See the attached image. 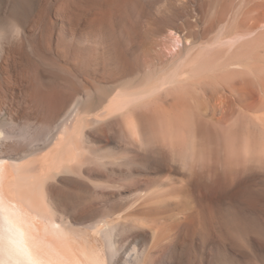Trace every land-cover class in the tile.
Wrapping results in <instances>:
<instances>
[{
  "label": "rangeland",
  "instance_id": "obj_1",
  "mask_svg": "<svg viewBox=\"0 0 264 264\" xmlns=\"http://www.w3.org/2000/svg\"><path fill=\"white\" fill-rule=\"evenodd\" d=\"M233 1L0 0V19H3L4 15V19L7 18L8 12H13V14H16L15 20L17 24L19 23L18 27L16 28L11 27L12 31L9 30L11 24L8 23V30L11 31L10 34L6 33L7 35L5 37L0 36V40L2 41H0V48L3 49H0V55L2 54L0 56V63L2 65L4 63L3 66H5V71H3V74L5 73V77L7 76L6 78L3 77L4 79H6L4 83V92L7 93L5 94L7 96H3L4 109L2 111L4 112L0 114V124L2 123V126L6 130L11 129L9 131L7 130L8 132H12V137L8 139V144L4 147L3 155L5 156L2 155L3 157L0 158V164H10V162H12L13 160L12 157H18V161L21 160V162L32 160L33 166L37 167L35 168L36 171H41V161H43L45 158L48 159L52 157V144L48 146L49 142H47L49 138L52 139V131H50V133L47 131L49 130V124L52 123V109L50 110V108H52V104L61 105L64 102L65 104L63 103L64 105L62 104V106L67 109L72 107L77 100L79 102L78 105L80 108L79 121L84 124L86 120H89L88 123L86 121L87 126L85 127L86 136L83 140L84 143L81 142L82 146L85 148V151L82 155L83 158L81 157L78 163V159L72 153H69V158L65 161H67L66 164H68L70 166L69 168H71L73 171L71 170L72 172H60L56 175V177L54 175L55 178H53L52 176L49 179L50 181L48 180L47 182L50 201H52V208L55 212L57 210V214H54L55 212L48 213L46 215V217H48L46 219L48 220L40 218V220L36 219V221L33 220V223H29V221H25L26 219L23 217H16V213H10L7 207H4V202L0 200V210H2L3 212L9 211L10 215L12 216L10 217L12 219L14 217V220L16 222L18 221L23 226L25 225L27 233L29 231V238L31 241L35 242L34 239L36 238V241L39 240V243H41V240H43V238L41 237H44V239L46 237L47 240H43L41 246L44 249L46 248L45 251L50 256H55L53 258L55 262H57V259H60L61 261H58V263L60 262L61 264H64L63 262L65 260L64 258L62 259V255L66 254L67 251L69 252V250L66 249L67 247L69 249V246L67 245L68 243L66 241L67 237L65 236V232L63 231L64 233H62L60 232V230H57L55 228L58 225L59 229H65V231L67 232L66 225L68 226L69 223H65L66 225H64L62 218L60 220L61 216L64 217L70 215V218L71 216L72 218L75 216L73 218L75 222V225H73V228L75 227L74 229H82V227L85 228L88 225L95 223L96 221L100 222L117 220L123 216L126 217L127 214L129 217V215H131V212L136 209V201H139V199L137 198H140V200H142L144 196L142 197L141 195L143 194L146 196L147 192H149V196H156L159 199L163 198V194H170L171 197L168 195V197H164L166 198L165 201L163 200L161 202L163 213L162 216H160V221L162 227H164L163 229H165L163 230V235L169 229L171 230H169L168 233H165V238H163L164 236L162 237V240L164 239L163 241L165 242H160L159 239L158 244L160 245H158L157 243L155 244V242L153 244L151 243L153 238H151V236L148 237L147 234L143 231V228L147 229L148 227V229H150L148 223H153L150 222L153 220L152 217L146 218V216L144 215L145 217L143 216L142 220H140L141 216H133V219L129 218L131 228L127 227L126 231L125 229L121 230V228H119V230H115L114 234V240L116 241L115 244L117 246V249L119 248L118 253L120 256L122 255L123 259H125L124 257L128 255L129 251L134 250L135 246H137L138 244L141 245V243H145V245L147 244L149 247L157 245L160 247L157 248V246V249L154 250L152 247L149 254V256L151 255L150 258H148L149 256L146 257L144 262H147H143V264H262L261 262L264 261V175L254 173L252 175L253 181L249 182L248 186L245 188L247 192H242L241 190V193L233 194V196L232 192L230 191L225 194V191L228 188L227 186L229 184H227L226 187L225 185L223 187L218 184V181H216L218 180V177L210 170L215 166L214 161H216L215 155L217 151L219 150L220 155L225 154V134L222 129L224 127L219 128L218 125L215 126L211 122H206L205 127L207 130L212 129L214 131H218L217 133H212L210 135H202V133L199 132L197 133L196 138H192L191 143L192 145H194V154H192L193 166H189L190 168H188V165L184 164V162H182V160L173 152L167 150L168 148H166V146H164L162 142H155V140L152 139L153 136L149 132L148 126L145 127V133L140 141L131 142L127 137H124L126 135L119 118L120 115H105L107 114L106 108L111 106L113 100H115L117 97L121 98L126 97L130 94H135L140 89V87L143 86V84L145 85V83H147L146 81L152 78L153 75L150 74H157L156 76L154 75L153 78L160 75V72L162 71L160 69L162 68V64L164 65V69H162L165 70L169 68L173 63H176L178 60L192 56L197 58L199 57L201 59H215L217 56V59L223 60L224 57L225 59H232L240 51L244 50L250 41L254 40L259 41V43L261 44L259 51L264 53V0ZM228 5H230L231 7ZM25 9L27 10L25 11ZM65 9L71 10L70 12L73 17L71 19L72 24L71 21L69 22V24H65V29L62 32L58 14ZM78 10H80L81 12H78ZM15 14L13 15L14 17ZM21 14L24 16H21ZM76 15H78V17ZM98 16H100V20H98ZM104 16L106 17L104 18ZM93 17H95L96 20L100 22L97 23V21H95L94 25L89 24V21L85 22V19L94 20L92 19ZM17 19H20L22 21H17ZM74 21L75 25L73 24ZM79 21L81 23H79ZM77 24L79 26H77ZM94 28L98 29L95 30ZM13 29L17 31H13ZM80 29L83 32H87L88 34H90L91 31L93 34L95 31L101 36L103 41L101 49L103 50L100 49V53H98L97 51L95 53V48L93 46L88 45V47L87 44L81 43L80 40L75 38L74 33L79 34L80 32H82ZM102 51V55L106 56L107 58L101 56ZM6 53L8 55H6ZM93 56H96L98 59H96V57L94 58ZM146 56H148V58ZM101 57L102 60L104 59V62H102ZM150 57H152V59L155 61H153V64L148 65V63L146 62L151 59ZM3 59L6 63L3 61ZM94 59H96L97 61ZM93 60L96 62V65ZM99 62L102 63L100 64ZM144 62L147 66L144 64ZM98 63L100 66L98 65ZM262 63L264 64V61H262ZM143 64L146 67L143 66ZM231 65H233V70H235L234 67L237 66L233 63ZM231 65H229L230 68ZM155 67H157V69H155ZM133 68L135 69L133 70ZM151 69L152 71L149 72ZM158 69L161 71L158 72ZM236 69L239 70L238 68ZM137 70L138 72L141 71V73L136 72ZM146 72H148V74L145 75ZM233 79L234 80L230 81L231 84L223 82L221 85H219L218 89L221 90V92H219L222 97L221 99H225L226 101H228V104L232 106L233 102L231 104V100H233V96H230V92L234 84V87L237 89L246 87L253 92V97L251 98V100H249L250 102L261 101L260 99L263 98V91L261 90L260 86L255 83V80L251 75H248L247 77L238 75ZM17 81L19 83H17ZM6 82L14 84L10 85ZM30 82H32L34 85H31L33 87L30 86L31 91H35L36 89H38L36 91H39L40 89L39 93L36 91L35 92L37 93V95H39V98H42L43 94L44 99L40 98L41 100H38L39 102H36L34 99L30 98V94L34 93V91L32 93L29 92L30 94L28 93L30 89L28 85L31 84ZM230 85L232 86L229 87ZM25 86L28 88L26 89ZM25 90H28V94ZM120 90H122V95L116 96L117 92ZM23 91H25L26 94L23 93ZM20 92L23 94H21ZM19 94L25 95V98H22V96ZM27 96L28 98H26ZM23 99L24 101L26 99H32L33 102L31 100H29V102H24ZM45 99L47 103L46 101H44ZM53 99H56L57 101ZM58 100H60V103H62L60 104ZM41 103L44 104L42 105L43 107L41 106ZM9 104L11 105L9 106ZM222 110L219 112L218 118H222ZM99 112L104 114L105 117L103 116L102 119L105 118V120L95 123L92 120ZM38 114L43 116H40ZM42 118L43 121L47 120V123H45L48 126L45 125V123L42 121ZM90 120L92 121L91 123ZM37 123H39L38 126ZM91 124H93V126ZM95 124L100 125L96 126ZM29 126L31 127V129ZM33 126L37 127L34 128ZM32 127L36 132H43L44 128H46L44 130V132H46L45 134L41 132L37 133L39 134V136H42L41 138L39 136L35 137V135L37 136V134L36 132H33L34 129ZM29 129L33 130L30 131ZM26 132L30 133L27 134ZM46 134H48L49 136L47 137ZM216 135L218 138L216 137ZM31 136L32 138H37V140H35L34 138L32 139ZM44 136H46L47 138ZM27 137L29 138V140ZM26 138L28 141L26 140ZM30 138L31 140H33V143L31 142ZM213 138L217 140L219 139L221 142V146H218L217 148V145L214 142ZM211 140L213 141V143ZM45 142L47 143L45 144ZM146 142L148 143L146 144ZM41 143H43V145ZM141 143L145 147L143 145L140 146ZM151 144H153V146ZM208 144H210V146ZM13 148L16 150L13 151ZM25 151L27 153L30 151L31 152L27 154ZM209 153L210 155H207ZM24 154H27V156ZM201 154L203 155V158ZM199 155L201 157V160L199 158ZM119 158H121V160ZM194 161L197 163L195 164ZM208 162H210V164ZM97 163H99L100 165ZM207 163L209 164V166H207ZM183 165L186 167H184ZM221 168H223L222 165H218V170H220V172L224 175V170H221ZM176 170L178 173H176ZM221 173L220 175H222ZM189 174H191L192 176ZM180 175L182 176L181 178ZM195 176L198 177L197 183L196 187L192 188L189 186L190 184L187 183H189L191 177ZM178 179L181 180L178 181ZM198 180H200V182ZM182 183H184V185ZM218 185H220V187ZM173 189L174 191H179L174 192ZM255 189L259 190L256 191ZM192 190L195 191H193L194 195L192 194ZM228 190L232 191L233 188H228L227 191ZM155 191L157 194L155 193ZM171 192H173L174 195H172ZM199 192L200 194H198ZM196 193L197 195H195ZM190 194L191 196H189ZM140 196L142 197V199ZM195 197L200 198L201 202L198 201L199 199H195ZM168 198L171 199L169 201L173 203H177L178 200H186L187 210H185L184 213L180 212V216H178V211H175V209L170 206L171 202L168 201ZM193 198L195 201H197L195 202ZM202 200L206 203H204ZM201 204L203 206L205 204L207 205H205L203 208ZM198 205L201 207H199ZM168 206L170 208H168ZM201 208L203 209L202 211ZM232 208H235L233 212L230 210ZM2 211H0V213H2ZM58 211L64 212L58 215ZM172 211L174 212L172 213ZM168 212L170 215L168 214ZM234 212H236L237 214H235ZM173 214L174 216L177 215L180 220L178 221L179 218L177 216L176 217L178 219L176 217L174 218ZM229 214H235V219L237 220L238 217L240 218L238 219L239 221H241L242 219V223H240L244 225L245 228H251V231L253 232L251 246H249V244L248 246H246L247 244H244V242L240 239V236L233 237L229 235V229L227 227L225 228V226L229 224V222L227 221H229V218H231V216H229L228 218ZM167 215H169V217ZM20 218L23 219L22 222L20 221ZM162 219H164L165 221H162ZM145 220L147 223H145ZM142 221H144V225L147 226L141 228L142 226H139V223H141ZM166 221L169 223L168 225ZM196 221L198 222V224ZM244 221L245 223H243ZM36 222L37 224H35ZM25 223H28L29 225ZM55 223L56 226L54 227L53 225ZM164 223H166L167 228H165L166 225ZM184 223H186V226L184 225ZM188 223H190V226ZM202 223H204L206 226H204ZM217 223L220 227L217 226ZM38 224L40 227L38 226ZM202 226L205 228H203ZM208 226L210 229L208 228ZM227 226L229 227V225ZM33 227H35V229H33ZM36 228H38V230ZM199 228L200 230L196 231V229ZM205 229L207 230L206 232ZM30 230L33 232H31ZM36 230L39 234L36 232ZM203 231L205 233H203ZM220 231L224 235H222ZM139 234L142 235L140 236ZM36 235L38 236L34 237ZM219 235L220 238L221 236L223 238L224 236H227L229 240L225 241L223 238H221L220 240ZM185 236H187V238H185ZM147 238L149 240L151 239L150 243ZM166 238H168V240H165ZM210 239H214L215 241H212ZM217 239L218 241H216ZM231 240L235 242H231ZM259 241L261 242V245L259 244ZM48 242L50 243V245ZM147 242L151 245H149ZM241 244L245 245V248L242 247ZM57 245H60L59 248L61 249H59ZM140 245H138L137 247H139ZM64 246L67 247L64 248ZM57 249H59V251ZM63 249L67 251L64 253ZM245 250L248 251L246 252ZM56 251L58 254L56 253ZM61 251L63 254H61ZM251 251H255L257 254H254L255 252L253 253ZM55 254L61 255L57 257V255ZM260 255L262 257H260ZM256 258L259 260H257Z\"/></svg>",
  "mask_w": 264,
  "mask_h": 264
},
{
  "label": "bare ground",
  "instance_id": "obj_2",
  "mask_svg": "<svg viewBox=\"0 0 264 264\" xmlns=\"http://www.w3.org/2000/svg\"><path fill=\"white\" fill-rule=\"evenodd\" d=\"M231 1H233V0H231ZM228 6H230V5H228ZM70 8H71V6H70ZM29 9H31V8H29ZM26 10L27 9H25V11ZM70 11L71 10L65 9L64 11H61L58 14V16L60 18L59 21L61 23V31L62 32L65 29L64 28V25L67 24V23L69 24V22L71 21V19L73 17ZM78 12H81V11L78 10ZM109 13H111V12H109ZM12 14H13V12H11V13L8 12V17L6 15L7 18L4 19V16H5L4 15L3 16V19H0V36H2V37H5L7 34H10V32L12 31L11 30V27L16 28L19 25V23L17 24V22L15 20L16 14L14 13L15 14V17L13 16L14 14L13 15ZM85 14H84V16H85ZM73 15H75V14H73ZM21 16H24V15L21 14ZM76 16L78 17V15H76ZM105 17L106 16H104V18ZM98 18H99L98 20H100V16H98ZM263 18H264V16H263ZM80 19H82V18H80ZM92 19H94V20H91V19L90 20L89 19L87 20V19H85V22L86 21H89L88 23L89 24H92V25L95 24V21H97V23L100 22V21L96 20L95 17H93ZM19 20L20 19H17V21H19ZM20 21H22V20H20ZM8 23L11 24V26L9 28V30H11V31L8 30V27H9L8 26ZM24 23H26V22H24ZM79 23H81V22L79 21ZM23 24H21V25H23ZM71 24H72V21H71ZM73 24L75 25V21H74ZM77 26H79V25L77 24ZM98 28H96V29H98ZM14 30L15 29H13V31ZM88 30H89V28H88ZM7 31H9V32H7ZM15 31H17V30H15ZM17 33H15V34H17ZM12 34H13V32H12ZM74 34H75L74 35L75 38L78 39V40H80L81 43L87 44V46L88 45L93 46L95 48V51H94L95 53H96V51L98 53H100V51L103 50V49H101L102 48V42H103L102 41V38L95 31H94L93 34H92V31L90 32V34H88L87 32H83V31L80 32L79 34H77V33H74ZM13 38H15V37H13ZM6 43H7V41H6ZM260 45L261 44L259 43L258 40L250 41L248 43L247 47L244 50L240 51L232 59H230V58H226L225 59V57H224L225 60L224 59L223 60L222 59H217L218 56L215 59L214 58H207V59L202 58L201 59L199 57L197 58V57H193V56L192 57H188L187 56L188 58H182V59L178 60L176 63H173L171 66L169 65L170 67L167 68V69H165V70H163L164 69V65L162 64V68L163 69L162 68H160V69L163 72L158 69V72L159 71L162 72V73L160 72V75H158L157 77H154L153 78V76L155 74H150V75H153L152 78H150L148 80L149 82L146 81L147 83H145V85L142 83L143 86H141L140 89L135 94H130V95L126 96V97H121V98L117 97L115 100H113L112 105L109 106L108 108H106L107 109L106 110V113L107 114H105V115H107V116L108 115L109 116L110 115H114V114L115 115H118V114L120 115L119 118H120V121L122 123V127H123V130H124V133L126 135L124 137H127L131 142L140 141L142 139L144 133H145V127L148 126V130L151 133V135L153 136L152 139L155 140V142L156 141L162 142L163 145L166 146V148H168L167 150H169V151L173 152L175 155H177L182 160V162H184V164L188 165V168H190L191 166H193L192 165V154H194L193 153V146L194 145H192V143H191L192 138H194V137L196 138L197 133H199V132L202 133V135H204V134L205 135H210L212 133H217V131H218V130L214 131L212 129L211 130H207L206 127H205L206 122H211L215 126L218 125L219 128L220 127L221 128L224 127L222 129H223L224 134H225L224 135V142L226 143L225 144V154L224 155H220L219 150L217 151V153L215 155V160L216 161H214L215 166L213 168H211L210 170H211V172H213L218 177V180H216V181H218V184H220L223 187H224V185L226 187V185L229 184L230 187H229V185L227 187L228 188H233L232 191L231 190H228L227 191L228 188L227 189L224 188V189H226V191H225L226 193L225 194H227V192L230 191V192H232V196H233V194H237V193L239 194V193H241L240 192L241 190H242V192H245L246 191L245 188L248 186V183L251 182V181H253L252 180V175L254 173H259V174L264 175V66H263L264 64L262 63V61H264V53H262V52L259 51ZM0 47H1V44H0ZM77 47H79V46H77ZM0 49L3 50L2 48H0ZM149 53H150V51H149ZM102 54H103V51L101 53V56H103ZM6 55H8V54L6 53ZM123 55H124V53H123ZM103 57H106V56H103ZM146 57L148 58V56H146ZM150 58L151 59L146 62V63H148V65L149 64H153V61H155V60L152 59V57H150ZM5 59H7V58H5ZM96 59H98V58L96 57ZM96 59H94V60H96ZM94 60H93V62H95ZM101 60H102V57H101ZM103 60H102V62H104ZM3 61H4V59H3ZM116 62H118V61H116ZM231 62L234 65L237 66V67H234L235 70H233V65H231L232 64ZM99 63H98V65H99ZM144 64H145V62H144ZM144 64H143V66L146 65V64L145 65ZM3 65H4V63H3ZM3 65L0 63V77H1V79H0V114L2 112H4V111H2L4 109L3 108V106H4V104H3V102H4L3 101V96L4 97L7 96V95H5L7 93L4 92V87H5L4 86V83H5V80H6L4 78H6L7 76L5 77V75H4L5 73L3 74V71H5V69H4L5 66H3ZM95 65H96V62H95ZM141 65H142V63H141ZM229 65H231V68L232 69L230 68ZM150 66H153V65H150ZM154 66H155V64H154ZM236 68H238L239 70H237ZM134 69L135 68H133V70ZM152 69L149 72H151ZM155 69H157V67H155ZM53 70H54V68H53ZM136 72H138V70ZM138 73H141V71H139ZM2 74H3V76H2ZM146 74H148V72H146L145 75ZM238 75L245 76V77H247L248 75L249 76L251 75L254 78L255 83L258 84V86H260L261 90L263 91V94H262L263 95V98L260 99L261 100L260 102H254V101L250 102L249 100H251V98L253 97V92L251 90L247 89L246 87H243L241 89L240 88L237 89V88L234 87L235 86L234 84H233V86L232 85L229 86V87L232 86V89H231V92H230V96L231 95L233 96V100H231V104L233 102L232 106H230V104H228V101H226L225 99H221L222 97H221V95L219 93V92H221V90L218 89L219 85H221L223 82H225L227 84H231L230 81L234 80L233 78H235ZM10 76H11V74H10ZM25 77H26V75H25ZM143 77H145V76H143ZM89 79H91V78H89ZM142 82H145V81H142ZM6 83H9V82H6ZM17 83H19V82L17 81ZM30 83L31 84H29L28 87H30L31 85H33L32 82H30ZM13 84H10V85H13ZM140 84H141V82H140ZM136 85H137V83H136ZM33 86H31V87H33ZM28 87H26V89ZM31 87H30L29 91L28 90H25L26 93H27V91H28V93L29 92L32 93L34 91L33 89H32L33 91H31ZM36 90H38V89H36ZM25 91H23V93H25ZM35 91H34V93H36V92L39 93L40 89H39V91H36V92ZM23 93H21V94H23ZM34 93H32V94L29 93V94H30V98L34 99L36 102L38 100L44 99L43 98V96H44L43 94H42V98L40 97L41 98L40 99L39 98V95H37V93L36 94H34ZM21 94H19V95H21ZM45 95H46V93H45ZM119 95H122V90H120V91L117 92L116 96H119ZM21 96L23 98L25 95H21ZM40 96H41V94H40ZM26 98H28V96ZM223 98H224V96H223ZM32 99H29V100L32 101ZM60 99H61V97H60ZM29 100L26 99L25 101H28L29 102ZM53 100H56V99H53ZM23 101H24V99H23ZM44 101H46V99ZM58 101L60 103V100H58ZM42 103H41V106L44 105ZM46 103H47V101H46ZM78 103L79 102L76 100L75 104L72 107L67 108V109L64 106H62V104L61 105H58V104H52L51 103L52 104V108H50V110L52 109V112H51V114H52V120H51V122L52 123L49 124V126H48V125H46V123H47L46 121L47 120L46 121L45 120L43 121V118H42V121L44 123L46 122L45 125L49 127V130H47V131L49 133H50V131H52V139H50V138L48 140L46 139L47 142H49L48 143V146L52 144V157L51 158H48V159L45 158L43 161H41V171L40 172L36 171L35 168H37V167L36 166H33V161L32 160L26 161V162H23V161L21 162V160L18 161V159H17L18 157L15 158V157H12L11 156L13 158V160H12V162L9 161L10 164H7V165L4 164V163L3 164H0V200H2L4 202V204H5L4 207H7V209L10 211V213H12V212L14 214L16 213V217H18V218L19 217H21V218L23 217V218L26 219L25 221L28 220L29 223H31V222L33 223V220H35V221H36V219H39L40 220V218L41 219H44V220H48V219H46V218H48V217H46V215L48 213L55 212L54 209L52 208V203H51L52 201H50V194H49V190H48L49 188L47 187V182H48V180L52 176H53V178H55L56 175L58 173H60V172H63V171L65 172V171H71L72 170L71 168H69L70 166L68 164H66L67 161H65L66 159L69 158V155H68L69 153H72L78 159L77 162L79 163V159L82 157V155H83V153L85 151L84 150L85 148L82 146L81 142L84 143L83 140H84V137L86 136V133H85V129L86 128L85 127L87 126V123L89 122V120H86L87 123L85 121L84 124L79 121L80 108H79ZM10 105L11 104H9V106ZM222 108H223V110H222ZM221 110H222V118H218V114H219V112ZM101 112H99L95 116V118H93V120H92L93 122L98 123V122H100L102 120H105V118L102 119V117L104 116V114H102L103 112L102 113ZM38 115H40V114H38ZM40 116H43V115H40ZM92 121L90 120V123ZM14 122H13V124H14ZM39 123H37V126H38ZM91 125L93 126V124H91ZM97 125H100V124H97ZM37 126H33V127L35 128ZM43 128H42V130H43ZM30 129H31V127H30ZM45 129L46 128H44V130ZM7 130L2 126V123H1L0 124V158H2L3 156H5V155H3L4 154L3 153L4 152V147L8 144V139H10L12 137V135H11L12 132L11 133L8 132L11 129H9L8 131ZM32 130H30V131H32ZM44 130H43V132H41V131L40 132L43 133V134H45L46 131L44 132ZM33 132L34 133L36 132L35 129H34ZM40 132L37 131L36 134L37 133H40ZM19 133H21V132H19ZM19 133H17V134H19ZM29 133L30 132H28L27 134H29ZM122 133H123V131H122ZM48 134H46L47 137L49 136ZM38 136H39V134H37V136L35 135V137H38ZM35 137H33V138L35 139ZM39 137L41 138L42 136H39ZM44 137H46V136H44ZM216 137H217V135H216ZM27 138H26V140H27ZM31 138H32V136H31ZM31 138H30V140H31ZM219 138H220V136H219ZM28 140H29V138H28ZM35 140H37V138ZM32 141L33 140H31V142ZM202 141H204V140H202ZM47 142H45V144ZM214 142L216 143L217 148H218V146H221V142H220L219 139L218 140L217 139H214ZM13 143H15V142H13ZM13 143H12V145H13ZM147 143L148 142H146V144ZM212 143H213V141H212ZM41 144L43 145V143H41ZM222 144H224V143H222ZM142 145L143 144L141 143L140 146H142ZM151 145L153 146V144H151ZM208 145L210 146V144H208ZM213 145H215V144H213ZM21 146H22V144H21ZM147 146H149V145H147ZM12 147H14V146H12ZM211 147H214V146H211ZM33 148H34V146H33ZM15 150L16 149H14L13 151H15ZM200 150H203V149H200ZM22 151H20V152H22ZM42 151H40V152H42ZM154 151H156V150H154ZM163 151H165V150H163ZM30 152H28V153H30ZM16 153H17V151H16ZM5 154H6V152H5ZM27 154H24V155L27 156ZM117 154H119V153H117ZM207 155H210V153L207 154ZM115 156H117V155H115ZM88 157H89V155H88ZM104 157H106V156H104ZM122 157H123V154H122ZM14 158L17 159V160H15ZM114 158H116V157H114ZM170 158H171V156H170ZM197 158H198V156H197ZM199 158L201 160L200 155H199ZM202 158H203V155H202ZM119 159L121 160V158H119ZM120 160H119V162H120ZM95 162H98V161H95ZM197 162H195V164ZM208 163L210 164V162H208ZM97 164H99V163H97ZM209 164L207 166H209ZM123 165H124V163H123ZM218 165H222L223 168H221V170L222 169L224 170V175L220 172V170H218ZM7 166H8V168H7ZM184 167H186V166H184ZM197 167H196V169H197ZM79 172H80V170H79ZM211 172H210V174H211ZM219 172L222 175H220ZM176 173H178L177 170H176ZM54 175H55V177H54ZM189 175H191V174H189ZM181 177L182 176L180 175V178ZM197 178L198 177H196V176L195 177H191L189 183H187V184H190L189 186L192 187V188L196 187ZM180 180L181 179H178V181H180ZM198 181L200 182V180H198ZM183 182H184V180H183ZM182 184L184 185V183H182ZM220 185H218V186L220 187ZM231 185H232V187H231ZM194 190H192V194H193V191ZM258 190H256V191H258ZM173 191H174V189H173ZM178 191H174V192H178ZM197 191H198V189H197ZM157 192H159V191H157ZM148 193L149 192H147V194ZM155 193H156V191H155ZM166 193H167V190H166ZM171 193H172V195H174L173 192H171ZM147 194H146V196L143 195V194L141 195L142 197L143 196L145 197V198L143 197V199L140 196L142 200H140V198H137V199H139V201L136 199L137 200L136 201L137 202L136 209H134L131 212V215H129V217H128V214H127L126 217L123 216V217H121V218H119L117 220H112V221H100V220H98L100 222H97V221L95 223H92L91 222L92 224L88 225L87 227H85V228L82 227L83 230L82 229H74L75 227L73 228V225H75V222H74L73 218L75 216L73 218H72V216L70 218V215L69 216H64V217L63 216H61V217L58 216V217H60V220L62 218V221L64 222V225H66V224L69 223L68 226L66 225L67 232L65 231V229H59L58 228L59 227L58 225H57V227H55L56 226V223L53 225L57 230H60V232H62V233L65 232V236L67 237V240L66 241H67L68 244L67 243L66 244L69 246V249H68L67 246H66L67 248L65 246H64V248H66L67 250H69V252L67 250L63 249L64 250L63 251L64 253L67 251L66 254H63L62 251H61V254H63L62 255L63 256L62 259L64 258V260H65V261L63 260L64 261L63 263L64 264H118V263H122L123 262L122 264H143L145 258L149 256L150 251H151V248L153 247V250L159 248L160 246H158V245H160V244H158V240L160 239V242H165V241H163L164 239L162 240V237L164 236L163 238H165V233H168L169 230H171V229H169L163 235V232H164L163 230H165V229H163L164 227H162V224H161V221H160L161 220V217L160 216H162V213H163V211H162L163 208H161V202L163 200L165 201L166 198H164V197H168V195L170 196V194H163V198H160V199L157 198L156 196H151V195L149 196V194L147 196ZM152 194H154V193H152ZM160 194H161V192H160ZM160 194H158V195H160ZM185 194H186V192H185ZM198 194H200V192ZM195 195H197V193ZM189 196H191V194ZM208 196H209V194H208ZM195 199H199L198 201H200V198H196L195 197ZM169 200H171V199L168 198V201ZM193 200H194V198H193ZM188 201H190V200H188ZM169 202H171V201H169ZM186 202H187L186 200H180V201L178 200L177 203L171 202L170 206H172L175 209V211H178V216H180L179 215L180 212L181 213H184L185 210H187ZM204 203H206V202H204ZM208 203H209V201H208ZM205 205H207V204H205ZM192 206H194V205H192ZM204 206H203V208H204ZM199 207H201V206H199ZM168 208H170V207L168 206ZM232 209H230V210L233 212L235 208L233 210ZM202 210L203 209L201 208V211ZM0 211H2V210H0ZM9 211H4V212L2 211V213H0V264H54V263L55 264H61L60 262L58 263V261H61L60 259L58 260L57 258H55V259H57L56 260L57 262H55L54 259H53L55 256L54 257H52V255L50 256L45 251L46 248L44 249L41 246L43 240H45L46 237H45V239H44V237H41V238H43V240H41L42 241L41 243H39L40 242L39 240L36 241V238L34 239L35 242L31 241L30 238H29V231L27 233V230L25 228L26 226L25 225L23 226L18 221L16 222L14 220V217L12 219L11 218L12 216L10 215ZM56 212H57V210H56ZM56 212L54 214H57ZM62 212H64V211H62ZM62 212H59L58 215L60 213H62ZM173 212L174 211H172V213ZM172 213H171V215H172ZM234 213L237 214L236 212H234ZM168 214H169V212H168ZM235 214H232L233 217H234ZM144 215L146 216V218L147 217H152L153 220L150 221V222H153V223H148L149 226H150V229H148V227H147V229L146 228H143V227L147 226V225H144L145 223H147L146 220H145V223H144V221H142L141 223H139V226H142L141 228L144 229L143 231H144V233L147 234L148 237L151 236V238H153V240H155V241L152 240L151 243H153V244H154V242H155V244L157 243L158 244L157 245L158 247L157 246H152V247L150 246L149 247L147 244L145 245V243H141V245L138 244L140 246L139 247H137L138 245L135 246L134 247V250L135 251L134 250L133 251H129L128 255L126 257H124L125 259H123L122 255L121 256L119 255V253H118V249L119 248L117 249V246L115 244V242H116L114 240L115 230H119V228H121V230L122 229H125V231H126L127 227L128 228H131L130 227L131 224H130V219L129 218H132L133 219V216L134 217L135 216L136 217L141 216L140 217V220H142V218H143ZM165 215H166V212H165ZM169 215H167V216L169 217ZM232 215L231 214L228 215V218H229V216H231V218H229V221H227V222H229V224H227V225H229V227L227 225L225 226V228L227 227L229 229V232H228L229 235L230 236H233V237L240 236V239L244 242V244L245 245L247 244L246 246H248V244H249V246H251L252 239H253V237H252L253 232L251 231V228L250 229L248 227L245 228L244 225L241 224L242 223L241 222L242 219H241V221H239L238 219H240V218L237 215L238 218L237 217L236 218L239 221L238 222L235 219V217L234 218L232 217ZM130 216H132V217H130ZM173 216H174V214H173ZM176 216H174V218ZM196 216H197V214H196ZM194 217H195V214H194ZM188 218H187V220H188ZM134 219H137V218H134ZM164 219H162V221ZM22 220L23 219H21L20 221L22 222ZM179 220H180V218L178 219V221ZM147 221H149V220H147ZM189 221H190V219H189ZM138 222H140V221H138ZM168 222H169V220H168ZM168 222L166 221L167 225L169 224ZM41 223H42V221H41ZM166 223H164V224L166 225ZM215 223H216V221H215ZM225 223H226V221H225ZM243 223H245V221ZM25 224H28V223H25ZM35 224H37V222ZM76 224H77V222H76ZM180 224H181V222H180ZM185 224L186 223H184V225ZM188 224L190 226V223H188ZM197 224H198V222H197ZM202 224L204 226H206L204 223H202ZM61 225H62V223H61ZM167 225L165 226V228H167ZM38 226H39V224H38ZM217 226H219L218 223H217ZM250 226H251V224H250ZM200 228L199 229H196V231L197 230H200ZM203 228H205V227H203ZM208 228H209V226H208ZM33 229H35V227H33ZM36 229L38 230V228H36ZM37 230H36V232L38 233ZM201 230H203V229H201ZM218 230H221V229H218ZM259 230H260V228H259ZM192 231H193V228H192ZM206 231L207 230L205 229V232ZM31 232H33V231H31ZM31 232H30V234H31ZM117 232H119V231H117ZM205 232L203 231V233H205ZM208 232H209V230H208ZM217 232H219V231H217ZM260 232H261V230H260ZM33 234H36V233H33ZM221 234H222V232H221ZM40 235H41V233H40ZM139 235L141 236L142 234H139ZM145 235H144V238H145ZM220 235H219V238H220ZM222 235H224V234H222ZM37 236L38 235H36L34 237H37ZM62 236H63V234H62ZM50 238H51V236H50ZM115 238H116V236H115ZM183 238H184V236H183ZM185 238H187V236H185ZM221 238H223V237L221 236ZM221 238H220V240H221ZM223 239L225 241L226 240H229L227 238V236H224ZM150 240H149V243H150ZM165 240H168V238H166ZM210 240H212V239H210ZM232 240H234V239H232ZM232 240H231V242H235V241H232ZM212 241H215V240L213 239ZM216 241H218V239ZM45 242H47V241H45ZM242 244H241V246L244 247L245 245H242ZM259 244L261 245V242L260 241H259ZM49 245H50V243H49ZM149 245H151V244H149ZM237 245H239V244H237ZM255 245H258V244H255ZM59 246H58V248H59ZM226 247H227V245H226ZM258 247H260V246H258ZM49 249H50V247H49ZM59 249H61V248H59ZM59 249H57V250L59 251ZM253 249H254V246H253ZM255 251H257V250H255ZM51 252H52V250H51ZM251 252H253V251H251ZM54 253H55V250H54ZM56 253H57V251H56ZM248 253H250V252H248ZM57 254H55V255H57ZM61 254H59V255H61ZM254 254H257V253L255 252ZM59 255H57V257ZM248 255H250V254H248ZM150 256L148 258H150ZM260 257H262V256L260 255ZM260 257H258V258H260ZM257 260H259V259H257ZM146 262H144V263H146ZM261 263L264 264V261L261 262ZM258 264H260V263H258Z\"/></svg>",
  "mask_w": 264,
  "mask_h": 264
}]
</instances>
